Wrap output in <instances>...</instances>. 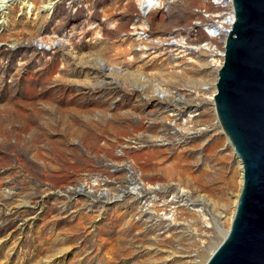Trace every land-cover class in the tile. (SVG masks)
I'll list each match as a JSON object with an SVG mask.
<instances>
[{
    "label": "rangeland",
    "instance_id": "1",
    "mask_svg": "<svg viewBox=\"0 0 264 264\" xmlns=\"http://www.w3.org/2000/svg\"><path fill=\"white\" fill-rule=\"evenodd\" d=\"M21 1L0 0V264H205L240 192L210 100L230 0Z\"/></svg>",
    "mask_w": 264,
    "mask_h": 264
},
{
    "label": "water",
    "instance_id": "2",
    "mask_svg": "<svg viewBox=\"0 0 264 264\" xmlns=\"http://www.w3.org/2000/svg\"><path fill=\"white\" fill-rule=\"evenodd\" d=\"M216 114L243 168L231 228L205 264H264V0H232Z\"/></svg>",
    "mask_w": 264,
    "mask_h": 264
},
{
    "label": "bare ground",
    "instance_id": "3",
    "mask_svg": "<svg viewBox=\"0 0 264 264\" xmlns=\"http://www.w3.org/2000/svg\"><path fill=\"white\" fill-rule=\"evenodd\" d=\"M10 0H2V2L1 3H4L5 2V4L6 3H8ZM30 1V2H29ZM42 0H23V1H21L22 2V5H25L26 7H27V9L29 8V10H34V11H38L40 8H39V4H41L42 2H41ZM230 2V4H232V0H230L229 1ZM43 3H44V0H43ZM4 4H2V5H0V7H1V9H0V17H2V18H5L4 17V15H5V13H3V8H2V6H3ZM42 5V4H41ZM128 5V4H127ZM6 6V5H5ZM129 6V5H128ZM4 7V6H3ZM41 7V6H40ZM44 7H46V8H44L45 10L46 9H48V7L47 6H44ZM127 7V6H126ZM124 9H125V7H123ZM128 9L130 8V7H127ZM111 12V11H110ZM111 14H113L112 12H111ZM36 15V14H35ZM107 15H108V13H107ZM37 16V15H36ZM109 16H110V14H109ZM234 18V17H233ZM233 18H231L230 20L229 19H227V21L226 20H223L220 24L221 25H225V26H227V25H229V26H232L233 25V22H234V19ZM186 20H187V18H186ZM123 26H125V25H123ZM122 26V27H123ZM141 28H144V26L143 25H141L140 26ZM208 30H210V29H208ZM226 33H229V30L228 31H226ZM113 34V33H112ZM115 35H116V33H115ZM113 36V35H112ZM115 37V36H114ZM157 41L158 42H160V43H163L165 40H162L160 37H158L157 38ZM115 43V42H114ZM120 44H122L121 43V41H120ZM135 44H138V46H141L142 45V47H141V56L142 55H146V52L145 51H147V48L151 45V44H148V43H146V41H139V42H131V44L129 45V47L124 51V50H121V51H124L127 55H125V56H130V55H132V53H135V50H134V48L136 47V45ZM112 45V44H111ZM120 46H118V48H119ZM121 47H122V45H121ZM140 48V47H139ZM178 48V49H177ZM176 48V52H177V54H179V55H181V54H185L187 51H190L191 53H193V51H192V48L191 47H189L188 45H187V47L186 46H180V47H177ZM112 50L114 49V51H116L115 50V48H114V46H113V48H111ZM120 49V48H119ZM123 49V48H122ZM196 50H199V51H201V52H205V53H209V54H211V53H213V49H212V47L208 44V43H204V44H200V45H197L196 46ZM120 51V52H121ZM137 53V52H136ZM135 53V54H136ZM224 53H225V51L224 52H222V53H219L217 56L219 57V60H216V64H217V66L219 67V70L221 69V67H222V65H223V63H224ZM97 54V53H96ZM117 54V53H116ZM98 55V54H97ZM138 55V54H137ZM190 55V54H189ZM116 56V55H115ZM121 56V55H120ZM135 56V55H134ZM212 56V55H211ZM118 57V56H117ZM123 58H124V56H122ZM138 57V56H137ZM112 58V57H111ZM116 58V57H115ZM138 59H139V57H138ZM217 59V58H216ZM109 60V59H108ZM111 60V59H110ZM116 61H117V58L115 59ZM115 60H113V61H115ZM126 60H127V58H126ZM198 60V59H197ZM113 61H110V65H113L115 62H113ZM135 61H136V58L135 57H133V55H132V58L131 59H129L128 61H127V66H129V67H131V66H133L134 64H135ZM108 62V61H107ZM120 62H118V64H119ZM169 63V62H168ZM150 64V63H149ZM154 64V63H153ZM164 64V63H163ZM174 64V63H173ZM157 65V64H156ZM165 65V64H164ZM137 66V65H136ZM145 66H148V65H145ZM150 66V65H149ZM153 66V65H152ZM151 66V67H152ZM155 66V65H154ZM169 66V65H168ZM117 67V66H116ZM156 67V66H155ZM172 67V72H171V74H173V73H175L174 71H176L177 69H176V67L177 66H171ZM137 67H135V69H136ZM141 68V67H140ZM140 68H137V71L136 72H140L142 69H140ZM149 68V67H148ZM153 68V67H152ZM152 68H151V70H152ZM130 69H132V68H130ZM155 70V69H154ZM206 70V69H205ZM219 70H218V72H219ZM146 71V70H145ZM149 71H150V69H149ZM148 72V71H147ZM151 72V71H150ZM165 73V72H164ZM216 73H217V71H216ZM113 74V73H112ZM159 74V73H158ZM131 75H133V73H131ZM139 75V74H138ZM116 76V75H115ZM127 76H129V75H127ZM127 76H125V77H127ZM136 77H139V76H136ZM195 77V76H194ZM124 78V77H123ZM133 78V77H132ZM217 83V82H216ZM215 88V87H214ZM213 91V90H212ZM216 95V88L214 89V91H213V93H212V96H211V99L210 100H212V101H214V96ZM214 104H215V101H214ZM171 116H173V115H171ZM167 120H169V119H167ZM174 121V120H173ZM140 124V123H139ZM155 124L153 125V124H149L148 126H145V127H143V131L144 132H149V133H153V132H155V131H153L154 129H155ZM159 126V125H158ZM141 128V127H140ZM139 128V129H140ZM156 133V132H155ZM181 136V135H180ZM227 143H228V145H229V147L231 148V150H232V152L236 155V157H237V161H238V163H239V166H240V169H241V179H240V192H241V189H242V186H243V168H242V164H241V161L239 160V158H238V156H237V154H236V152H235V150H234V148H233V146L231 145V143L229 142V140H227ZM203 182V181H202ZM207 182V181H206ZM209 183V182H208ZM205 183H202L201 185H204ZM240 192H239V195L236 197V199L234 200V202H233V209H232V211H231V213H230V218H229V227H231V225H232V222H233V218H234V215H235V212H236V208H237V204H238V199H239V196H240ZM199 201V200H198ZM228 203V202H227ZM225 208H227L228 206L227 205H225L224 206ZM229 208V207H228ZM163 211V210H162ZM177 214V213H176ZM193 215V214H192ZM194 217H195V220L194 219H192V221L194 220V221H196L197 222V220H198V216H199V214H198V216L196 215H193ZM202 217V216H201ZM175 218H176V215H175ZM199 222V221H198ZM195 225H196V223H195ZM198 230V229H197ZM229 228H228V230H226V234H225V238H226V235L228 234V232H229ZM195 231V230H194ZM224 238V239H225Z\"/></svg>",
    "mask_w": 264,
    "mask_h": 264
}]
</instances>
